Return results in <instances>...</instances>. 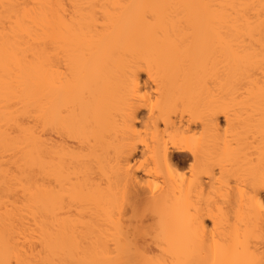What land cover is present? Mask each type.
Instances as JSON below:
<instances>
[{"label": "bare ground", "instance_id": "bare-ground-1", "mask_svg": "<svg viewBox=\"0 0 264 264\" xmlns=\"http://www.w3.org/2000/svg\"><path fill=\"white\" fill-rule=\"evenodd\" d=\"M262 260L264 0H0V264Z\"/></svg>", "mask_w": 264, "mask_h": 264}, {"label": "rangeland", "instance_id": "rangeland-1", "mask_svg": "<svg viewBox=\"0 0 264 264\" xmlns=\"http://www.w3.org/2000/svg\"><path fill=\"white\" fill-rule=\"evenodd\" d=\"M240 99H235L232 102L227 101V103L225 102V104L223 105V108L225 107L227 109V113L229 112V114H228L229 122L228 123L225 122L222 117L219 118L220 129H221L220 133L225 134L229 140L232 139V141H233V139L234 140L238 139L240 141V143L242 142L243 145H245L246 143L254 141V139H255V141H256V139H258V140L260 139L259 137H260V133H261L260 131L262 129V126H261L262 124H261V119H260L261 115H260L259 110H257L256 107H255V109L253 107H250L251 109L253 108L252 111L249 110L250 109L249 107L245 108V106H247L248 104L247 103L245 104V101L243 99H241V100ZM253 110H254V112H253ZM140 113H141L140 116H143V114L145 112L141 111ZM255 114H257V115H255ZM196 130H197L195 132L196 136H197V138H200L199 139L201 141L200 144L203 147V149L201 148L202 149L201 151L204 152V155L207 152L208 153L212 152L213 148H212V142H211L212 139L210 140L211 137H209V135H207L206 132L204 133V131H202L199 127ZM208 134H210V133H208ZM249 151H250V149H249ZM187 160L188 161H186L184 163L183 168H184V170L186 169L185 174H187L186 176L188 177L189 176V174L187 173L188 172V163L191 161H190V159H187ZM228 164H229L228 166H232V164H230V163H228ZM228 166H227V168L229 169L230 167H228ZM231 168H230V170H231ZM213 173H214L215 177L218 176L217 168L214 169ZM203 180L206 181L208 179L204 177ZM216 185L217 184H212V185H209L208 187H206L205 194L203 195V197H201L202 198L201 201H203L205 199L203 201L204 203L202 202V204H203L202 206L206 210H209L210 211L209 213H211V214H216L215 209L217 208V206H219L220 202L222 201V198H223V195L225 192L221 189L217 190L216 187L218 188V185L217 186ZM215 192H217V193H215ZM220 194L222 196L221 198H220ZM214 204L216 207L214 206ZM204 205H206V206H204ZM205 224H206L208 230H212L213 225L210 221H205ZM219 225L224 226L225 224H223V222H221V223H218V226L215 225L216 230L221 231L222 229L221 230L218 229ZM222 226H220V227H222ZM225 228L228 229L227 226L226 227L224 226L223 231H225V230L227 231V229H225ZM256 235H257V233H256Z\"/></svg>", "mask_w": 264, "mask_h": 264}, {"label": "snow or ice", "instance_id": "snow-or-ice-1", "mask_svg": "<svg viewBox=\"0 0 264 264\" xmlns=\"http://www.w3.org/2000/svg\"><path fill=\"white\" fill-rule=\"evenodd\" d=\"M154 264H155V262H154ZM161 264H167V262L163 261V262H161ZM261 264H264V260L261 261Z\"/></svg>", "mask_w": 264, "mask_h": 264}]
</instances>
